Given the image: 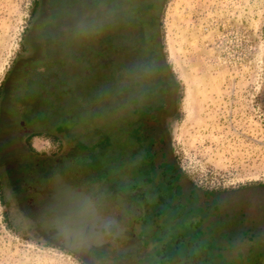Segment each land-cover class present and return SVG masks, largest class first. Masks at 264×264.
<instances>
[{
    "label": "rangeland",
    "instance_id": "1",
    "mask_svg": "<svg viewBox=\"0 0 264 264\" xmlns=\"http://www.w3.org/2000/svg\"><path fill=\"white\" fill-rule=\"evenodd\" d=\"M39 59L48 66L38 74ZM161 88L166 107L149 125L162 140L158 163L174 172L172 199L137 171L139 146L128 138L132 102L157 107ZM5 126L15 137L38 129L37 150L73 157L138 201L135 229L151 264L247 263L251 255L220 254L209 234L182 237L169 256L158 239L167 241L176 206L199 195L211 211L214 191L240 187L222 206L232 199L233 214L263 220L264 190L252 187H264V0H0V143ZM1 179L0 264H85L17 230Z\"/></svg>",
    "mask_w": 264,
    "mask_h": 264
},
{
    "label": "water",
    "instance_id": "2",
    "mask_svg": "<svg viewBox=\"0 0 264 264\" xmlns=\"http://www.w3.org/2000/svg\"><path fill=\"white\" fill-rule=\"evenodd\" d=\"M23 180L49 239L85 264H151L135 229L143 207L118 183L66 154L36 159Z\"/></svg>",
    "mask_w": 264,
    "mask_h": 264
},
{
    "label": "flooded vegetation",
    "instance_id": "3",
    "mask_svg": "<svg viewBox=\"0 0 264 264\" xmlns=\"http://www.w3.org/2000/svg\"><path fill=\"white\" fill-rule=\"evenodd\" d=\"M47 66L48 65L43 63L42 59H39L37 63L38 74L40 72L39 68H47ZM39 76L42 78V75ZM22 106L24 108L26 107L24 115L28 117L29 120L35 118L39 119V116L41 115L40 109L30 111L27 109L26 105L23 104ZM44 110V113L48 112V114L51 115V111H47L45 108ZM11 112L16 113V109H12ZM31 117H33V119ZM168 125L169 121H167V126ZM11 132L12 130L5 126L2 129V135H4L5 138L0 143V173L7 211L14 226L23 236L36 239L41 237L49 239L28 205L27 192L24 186L23 177L30 171V168L36 159H51L57 155L50 151H39L35 148L36 146L34 145L33 140L40 135L38 129L23 128L18 137L11 135ZM135 155H137V153H135ZM136 157L137 162L135 163V166L140 165L142 158L141 152L140 155L138 154ZM143 162H149V159L144 158ZM137 169L140 174L145 175L144 178L147 183L155 186L157 183L163 185L166 184V180L171 179L173 176L172 174H174L173 170H167V168L162 167L159 170ZM144 183L147 184L146 182ZM252 188L257 190L262 189V191L264 190V187ZM154 189L155 192L158 193L155 187ZM240 190L241 188L239 187L227 191H234L235 194L239 195V193L241 194ZM226 192H211L213 196L219 195L218 200L214 205L213 201L211 202V211H209L210 214H212L209 233L210 237L213 239L211 243H214L216 245L215 247L219 248L220 254L232 253L238 255H251V257L247 256V263H244L242 260L241 263L238 264H249L250 260H252V256L254 259L255 255V257H257L256 264L258 261V255H262V258H264V214L259 215L263 218L262 222L259 221L260 219H257L256 221L251 220L253 217L247 216L246 214L244 215L241 211L236 210L233 214V206H231L232 199L226 200V202L224 201L227 203L225 206H222L221 204L222 194ZM251 209H253V207ZM214 217L217 218V220L213 221ZM217 226H219V228H217ZM262 258L260 257L259 261H261ZM234 264L237 263L235 262Z\"/></svg>",
    "mask_w": 264,
    "mask_h": 264
},
{
    "label": "trees",
    "instance_id": "4",
    "mask_svg": "<svg viewBox=\"0 0 264 264\" xmlns=\"http://www.w3.org/2000/svg\"><path fill=\"white\" fill-rule=\"evenodd\" d=\"M145 39L144 47L146 43ZM152 42H154V40H152ZM154 44L157 48L155 42ZM155 51L156 50L154 49L150 52L154 53ZM155 94H157L159 98L157 107L148 105L143 109L139 107V102L137 100H135L134 103L132 102L131 104V106L133 105L131 112L137 114L138 117L135 125L133 126L132 132L129 133L128 138L135 140V146H139V151L141 152L142 156L140 165L138 167L139 170H159L161 167L167 169L170 167L166 162H162V164L158 163L157 151L162 140H158V138L156 137V134L154 133L155 126L152 129L149 125L151 123L153 124L160 121L158 112L160 110H163V108L166 107L167 103L166 100H164L166 98L165 90L161 88L160 91H155ZM149 111H151L150 116H148ZM144 158H148L149 162H143ZM155 188L157 189L158 194H160L161 196L167 197L168 199H172L174 197L172 191L169 189L170 186L166 184L163 185L161 183H157ZM165 209L167 210L165 211ZM169 209L170 208H168V206L166 205L162 206V210H164L165 213H167ZM204 209L205 207L201 203L199 195H195L193 198H188L185 206H176V208H174V210H177L182 215L178 213L179 215H177L175 218H172L173 221L166 222L165 225L167 226L165 227V229H167V232H169L166 235L167 241L164 239H158V241L160 242L165 241L167 243L166 254L168 256L174 251L173 243H176L178 245V242L182 237L190 236L194 240H197V238H205V236L210 233V221L212 214H210L208 210ZM185 210L186 212H183ZM190 221L194 222V225L192 223H189ZM158 231L162 233L161 229H156V232ZM162 234L164 236V233Z\"/></svg>",
    "mask_w": 264,
    "mask_h": 264
},
{
    "label": "bare ground",
    "instance_id": "5",
    "mask_svg": "<svg viewBox=\"0 0 264 264\" xmlns=\"http://www.w3.org/2000/svg\"><path fill=\"white\" fill-rule=\"evenodd\" d=\"M189 96H190V95H189ZM189 96H188V97H189Z\"/></svg>",
    "mask_w": 264,
    "mask_h": 264
}]
</instances>
